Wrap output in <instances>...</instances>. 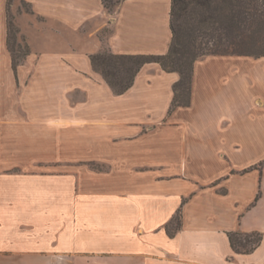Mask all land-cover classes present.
I'll use <instances>...</instances> for the list:
<instances>
[{
	"label": "crops",
	"instance_id": "0c3cea01",
	"mask_svg": "<svg viewBox=\"0 0 264 264\" xmlns=\"http://www.w3.org/2000/svg\"><path fill=\"white\" fill-rule=\"evenodd\" d=\"M23 1L61 29L14 68L0 0V264H264V55L198 57L171 108L178 72L115 93L90 60L165 54L170 0ZM237 231L261 242L237 253Z\"/></svg>",
	"mask_w": 264,
	"mask_h": 264
},
{
	"label": "trees",
	"instance_id": "16d2710c",
	"mask_svg": "<svg viewBox=\"0 0 264 264\" xmlns=\"http://www.w3.org/2000/svg\"><path fill=\"white\" fill-rule=\"evenodd\" d=\"M101 1L105 9L113 11L122 0ZM170 2L172 37L165 54L123 55L109 50L90 54L93 68L103 76L115 93H122L130 87L143 64L155 62L165 71L179 73V79L173 85L171 108L187 105L190 101L193 63L198 57L216 53L264 55V51L255 54L239 50L244 40L242 38L247 35V31L252 30L255 20L264 18V0H170ZM8 3L10 4V0ZM187 8L197 15V27L185 41L180 39L174 20L181 10ZM10 35L11 22L8 19L7 44L11 51L13 67L16 68L25 59L29 50L25 45L22 55L17 56L10 42ZM179 225L180 214L177 212L171 223L167 225L168 232L172 234ZM228 238L235 252L248 253L259 245L262 233L260 231L229 232Z\"/></svg>",
	"mask_w": 264,
	"mask_h": 264
},
{
	"label": "rangeland",
	"instance_id": "374dc122",
	"mask_svg": "<svg viewBox=\"0 0 264 264\" xmlns=\"http://www.w3.org/2000/svg\"><path fill=\"white\" fill-rule=\"evenodd\" d=\"M107 11L113 12L114 10ZM8 19L11 22L10 42L12 43L15 54L17 56L22 55V51L24 50L25 45L29 50L27 44L28 35H34L33 37H35L36 39L40 37L46 38L47 35L49 36L56 30L58 31L59 29H61V27L56 23L35 15L31 11L29 5L22 0H10L8 8ZM175 21L180 33V39L182 40L186 41L188 38H190L189 35L193 34L194 30H196L197 15L190 11L188 8L185 10H181L174 22ZM35 28L40 29V31L37 32V30V33H34L33 31H35ZM106 29L107 28L104 27L103 29L99 30L96 35L101 42L105 35ZM211 29L212 28H210V30ZM246 33V37L244 36L242 38V40H244L243 42H241V47L239 50L255 54L264 51V18L255 20L254 24H252V30L247 31ZM18 45L20 46L19 50ZM100 51L105 52L107 51V49L103 48Z\"/></svg>",
	"mask_w": 264,
	"mask_h": 264
}]
</instances>
